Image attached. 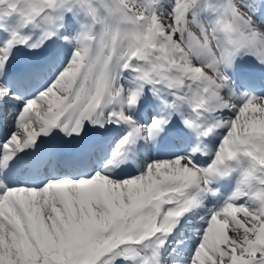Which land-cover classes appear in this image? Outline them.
<instances>
[{"label": "snow or ice", "instance_id": "snow-or-ice-1", "mask_svg": "<svg viewBox=\"0 0 264 264\" xmlns=\"http://www.w3.org/2000/svg\"><path fill=\"white\" fill-rule=\"evenodd\" d=\"M0 264H264V0H0Z\"/></svg>", "mask_w": 264, "mask_h": 264}, {"label": "bare ground", "instance_id": "bare-ground-1", "mask_svg": "<svg viewBox=\"0 0 264 264\" xmlns=\"http://www.w3.org/2000/svg\"><path fill=\"white\" fill-rule=\"evenodd\" d=\"M245 59H246V60H250L251 58H250V57H246ZM228 190H229V187L226 186V187L224 188V191L227 192Z\"/></svg>", "mask_w": 264, "mask_h": 264}]
</instances>
